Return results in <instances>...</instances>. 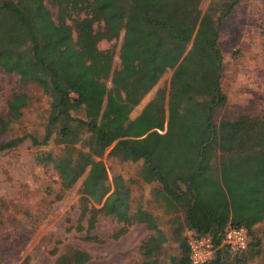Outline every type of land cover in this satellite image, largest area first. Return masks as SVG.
I'll return each mask as SVG.
<instances>
[{
	"label": "trees",
	"instance_id": "obj_1",
	"mask_svg": "<svg viewBox=\"0 0 264 264\" xmlns=\"http://www.w3.org/2000/svg\"><path fill=\"white\" fill-rule=\"evenodd\" d=\"M241 1L226 0L219 13L210 8L198 19L201 0H90L85 10L102 37L111 41L122 33L120 66L114 70L113 51L94 44L76 47L71 28L52 20L44 0H0V74L37 85L50 99L43 138H10L0 144V152L27 139L32 146H45L57 130L62 153L40 155L39 160L54 168L63 190L87 174L77 203L78 222L70 230L85 231L93 239L89 232L102 216L123 227L144 224L152 233L139 248L146 264L165 243L150 213H132L124 179L117 175L109 182L100 159L116 142V157L142 162L140 176L160 186L163 200L183 212L185 229L210 237L219 247L208 264H247L251 259L253 251L241 255L248 247L233 254L221 239L226 229L244 227L248 246H260L251 244L250 237L264 221V115L215 120L227 102L220 87V26ZM172 68L167 117L165 94L159 92L129 121L133 108ZM27 102L23 93L8 97L1 135L21 118ZM80 110L84 119L74 115ZM80 142L86 151L76 149ZM179 247L175 264H191L186 238ZM88 260L87 253L68 249L55 264Z\"/></svg>",
	"mask_w": 264,
	"mask_h": 264
},
{
	"label": "rangeland",
	"instance_id": "obj_2",
	"mask_svg": "<svg viewBox=\"0 0 264 264\" xmlns=\"http://www.w3.org/2000/svg\"><path fill=\"white\" fill-rule=\"evenodd\" d=\"M224 1L201 0L198 19L210 8L219 13ZM89 2L44 0L52 20L71 28L76 47L94 44L99 50H112V68L117 70L122 33L118 39H104L99 24L85 10ZM192 40L193 37L184 54L190 49ZM219 48L223 58L220 87L227 102L216 112L215 120L264 115V0H243L222 20ZM173 70L168 69L133 108L129 121H134L159 92L165 94L164 112L167 117ZM106 86L111 87L110 83ZM13 93L26 94L28 102L21 111V118L11 123L5 134H0V144L21 136L41 140L48 121L50 99L39 86L21 84L14 76L0 74L2 119L8 115L6 100ZM74 115L84 119L82 110ZM165 130L166 124L159 133L163 134ZM56 133L57 130L45 146H32L27 139L15 149L0 152V264H55L56 258L68 249L87 253L89 260L86 264H146L140 257L139 248L152 233L144 224L134 222L123 227L102 216L89 232L93 239L86 238L85 231L70 230L78 222L77 203L87 174L82 175L72 188L63 190L54 168L39 160L40 155L56 157L62 153L63 146L57 142ZM115 143L104 151L100 159L109 182L114 176H121L131 193L132 213L137 210L150 213L165 236V243L150 263L175 264L174 259L181 254V239L187 236L182 223L184 214L163 200L160 186L142 179L141 161L133 163L116 157V151H113ZM75 147L86 151L82 142ZM214 164L217 165V161ZM121 229L123 233L116 237ZM256 242L260 243L258 249L248 246L241 254L248 255L253 251L247 264H264V221L253 228L250 243Z\"/></svg>",
	"mask_w": 264,
	"mask_h": 264
},
{
	"label": "built area",
	"instance_id": "obj_3",
	"mask_svg": "<svg viewBox=\"0 0 264 264\" xmlns=\"http://www.w3.org/2000/svg\"><path fill=\"white\" fill-rule=\"evenodd\" d=\"M248 241V231L244 227H238L226 229L221 244L236 254L247 249ZM186 247L191 264H208L219 248L210 237H200L191 230L187 231Z\"/></svg>",
	"mask_w": 264,
	"mask_h": 264
},
{
	"label": "crops",
	"instance_id": "obj_4",
	"mask_svg": "<svg viewBox=\"0 0 264 264\" xmlns=\"http://www.w3.org/2000/svg\"><path fill=\"white\" fill-rule=\"evenodd\" d=\"M187 231H189V230H187Z\"/></svg>",
	"mask_w": 264,
	"mask_h": 264
}]
</instances>
